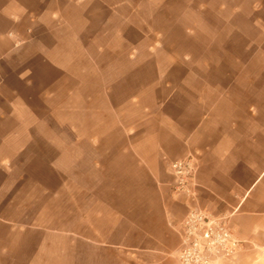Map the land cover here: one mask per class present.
<instances>
[{
  "label": "crops",
  "instance_id": "obj_1",
  "mask_svg": "<svg viewBox=\"0 0 264 264\" xmlns=\"http://www.w3.org/2000/svg\"><path fill=\"white\" fill-rule=\"evenodd\" d=\"M156 1L0 0V264H180L191 206L244 241L225 264H264V0L193 10L222 61H138Z\"/></svg>",
  "mask_w": 264,
  "mask_h": 264
},
{
  "label": "rangeland",
  "instance_id": "obj_2",
  "mask_svg": "<svg viewBox=\"0 0 264 264\" xmlns=\"http://www.w3.org/2000/svg\"><path fill=\"white\" fill-rule=\"evenodd\" d=\"M227 1L229 10L233 9L234 5L239 4L241 0H168V2L156 1L153 3L141 4V15L135 18L137 26H143L144 20H149V25L153 29H163L165 32L158 35H150L145 39V43L137 54L138 61H147L149 54L146 52V46L154 41L161 45L157 52L158 61H222L223 51L218 49H210L208 46L213 42H219L223 39V35L206 32L207 23L203 22L205 32L196 35L192 38V34L185 35L181 32L183 26L189 27L192 23V14L195 9L216 10L220 4ZM209 4V5H208ZM205 7V8H204ZM186 12L185 17L181 14ZM154 14L153 18L144 19L145 16ZM220 24L219 21H214L213 25ZM113 30L121 29V23L114 21ZM205 26V27H204ZM141 35L139 33L130 34L129 37L133 41H137ZM194 36V35H193ZM102 44L107 43L106 39L101 40ZM112 46L118 47L123 52L125 42L121 46V38L113 40ZM94 54V52L91 50ZM188 59H185V57ZM118 58V59H117ZM100 61H125L123 56L113 57L112 55H103ZM168 164V163H167ZM166 164V170L167 169ZM170 173V172H169Z\"/></svg>",
  "mask_w": 264,
  "mask_h": 264
},
{
  "label": "built area",
  "instance_id": "obj_3",
  "mask_svg": "<svg viewBox=\"0 0 264 264\" xmlns=\"http://www.w3.org/2000/svg\"><path fill=\"white\" fill-rule=\"evenodd\" d=\"M167 169L174 180L173 190L188 192L195 178V159L188 156L169 162ZM176 226L181 240L176 255L180 264H225L244 249V241L224 215L191 206Z\"/></svg>",
  "mask_w": 264,
  "mask_h": 264
}]
</instances>
